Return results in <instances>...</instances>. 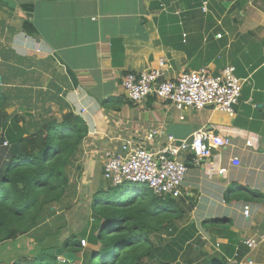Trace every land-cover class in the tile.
Masks as SVG:
<instances>
[{
  "label": "crops",
  "instance_id": "1",
  "mask_svg": "<svg viewBox=\"0 0 264 264\" xmlns=\"http://www.w3.org/2000/svg\"><path fill=\"white\" fill-rule=\"evenodd\" d=\"M162 62L170 80L190 71L218 76L234 67L246 81L235 114L179 111L151 97L128 101V74ZM0 93L9 120L21 118L28 132L69 114L88 127L68 170L64 204L31 234L1 244L0 264L33 257L46 234L47 244H58L50 250L76 234L66 235V219L79 220L81 203L73 205L79 191L95 194L105 186L98 177H104L107 153L126 144L157 152L203 128L230 145L199 165L191 152L181 154L188 173L175 221L150 236L153 255L176 264H264V0H0ZM90 230L91 223L76 235L86 232L87 240ZM251 238L259 240L254 249L245 245Z\"/></svg>",
  "mask_w": 264,
  "mask_h": 264
},
{
  "label": "trees",
  "instance_id": "2",
  "mask_svg": "<svg viewBox=\"0 0 264 264\" xmlns=\"http://www.w3.org/2000/svg\"><path fill=\"white\" fill-rule=\"evenodd\" d=\"M25 29L34 34L31 24ZM7 108L0 93V245L31 234L55 213L53 208L64 204L72 182L68 170L88 134L85 121L73 114L28 132L21 118L9 120ZM106 189L92 199L94 220L87 239L91 248L81 245L86 232L73 234L60 245L77 258L60 262L48 253L58 244H47L51 236L46 234L34 256L16 264H176L175 259L159 261L150 244L152 234L174 223L175 199L164 200L144 185L114 198L107 196L113 188ZM210 264L227 261L213 259Z\"/></svg>",
  "mask_w": 264,
  "mask_h": 264
},
{
  "label": "built area",
  "instance_id": "3",
  "mask_svg": "<svg viewBox=\"0 0 264 264\" xmlns=\"http://www.w3.org/2000/svg\"><path fill=\"white\" fill-rule=\"evenodd\" d=\"M165 66L166 63L162 62L160 68L128 74L123 81L128 101L139 103L151 97L161 103H170L179 111L213 108L230 116L235 114L246 81L237 76L234 67H226L218 76L190 71L177 80H170L166 78ZM252 140L253 137L247 141V146L253 145ZM229 145V139L208 128L200 129L190 139L170 144L157 152L142 145L126 144L119 153L106 154L104 178L112 188L124 184L144 185L164 200H177L182 195L181 186L188 173L181 154L191 152L199 165L209 159L214 150ZM233 163L239 165L237 160ZM225 172L223 169L220 174ZM244 215L250 216L249 207L245 208ZM81 243L84 248L88 247L87 240ZM245 245L254 249L259 240L248 239ZM227 264H238V261L231 259Z\"/></svg>",
  "mask_w": 264,
  "mask_h": 264
},
{
  "label": "rangeland",
  "instance_id": "4",
  "mask_svg": "<svg viewBox=\"0 0 264 264\" xmlns=\"http://www.w3.org/2000/svg\"><path fill=\"white\" fill-rule=\"evenodd\" d=\"M98 182H101L102 185H105L102 187L103 188H109V185L108 187H106L108 184L107 181L105 180V178L101 175H99L98 177ZM135 186H137L136 184H124L120 187H117V188H113L111 190H109L107 192V196H111L112 198H114V196H118L120 194V192H127V191H131V190H134ZM101 189V188H100ZM106 189V190H107ZM98 191V190H97ZM95 191V194L96 192ZM80 192V191H79ZM78 192V195L75 197V199L77 198V201L75 204H73L74 206H77L78 203H81L80 206H79V210L75 213L77 215H79L78 217V222H73V220H75L74 218H71L69 217L68 221H70V226H68L67 224L69 222H66V232L67 234L66 235H69V233H76V234H79L88 224H92L93 220V211L91 210V203H92V199H93V196L95 195L93 191H91V189H88V192H86L84 195L82 193H79ZM60 206V205H58ZM62 206V205H61ZM65 206H63L64 208ZM75 217V216H74ZM82 245V243H81ZM59 258H62V257H59ZM80 264V263H79Z\"/></svg>",
  "mask_w": 264,
  "mask_h": 264
},
{
  "label": "water",
  "instance_id": "5",
  "mask_svg": "<svg viewBox=\"0 0 264 264\" xmlns=\"http://www.w3.org/2000/svg\"><path fill=\"white\" fill-rule=\"evenodd\" d=\"M51 255H56L58 257L64 258L66 261L72 263L76 260V255L73 253L66 252L64 247L57 248L55 250L48 251Z\"/></svg>",
  "mask_w": 264,
  "mask_h": 264
}]
</instances>
